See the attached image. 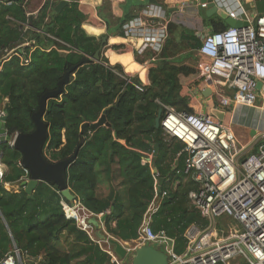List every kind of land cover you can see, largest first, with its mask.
<instances>
[{
  "label": "trees",
  "instance_id": "trees-1",
  "mask_svg": "<svg viewBox=\"0 0 264 264\" xmlns=\"http://www.w3.org/2000/svg\"><path fill=\"white\" fill-rule=\"evenodd\" d=\"M59 1L45 0L30 19L27 0H0V58L29 43L22 47L23 55L29 58L27 64L12 54L2 59L6 58L0 69V108L6 118L1 127L8 135L32 131L31 115L38 108L39 98L56 89L68 73L61 94L47 101L44 120L49 129L42 149L44 158L51 162L77 151L65 179L80 206L69 208L67 213L84 227H88L86 211L102 214L108 235L124 242L135 240L155 195V178H163L160 192L165 195L151 214L150 225L154 232L163 231L172 238L173 251L182 254L187 228L191 224L203 228L208 221L188 198L197 184L184 172V144L166 137L154 122L164 105L177 112H194L189 94L182 91L179 82L180 75H188L193 69L174 60L181 50L198 49L200 39L188 28L168 23L159 52L144 50L143 58L135 52L140 62L154 57L147 70L148 84H143L137 76L124 72L120 64H110L103 52L99 61L92 60L103 35L87 33L82 27L86 16L80 0H68L56 12L54 6ZM108 3L104 0L99 5L98 16L105 21L107 34L124 37L123 24L137 13L112 18L104 11ZM155 3L165 5L163 0H142L139 8ZM203 16L209 31L227 27L217 15ZM101 114L109 125L95 129L86 126L80 131L83 123L91 124ZM154 143L159 145L157 155L144 162ZM19 159L14 147L2 146L1 160L7 168L4 180L18 185V190L0 186V257L15 244L25 261L32 258L25 264H114L107 253L112 252L109 247L104 249L97 236L92 239L74 218L66 217L62 204L72 202L61 196L55 184L39 182L31 196L26 195L19 183L25 174ZM103 184L107 185L105 194L98 191Z\"/></svg>",
  "mask_w": 264,
  "mask_h": 264
},
{
  "label": "built area",
  "instance_id": "built-area-1",
  "mask_svg": "<svg viewBox=\"0 0 264 264\" xmlns=\"http://www.w3.org/2000/svg\"><path fill=\"white\" fill-rule=\"evenodd\" d=\"M212 2L227 16L246 24L206 31L201 35L197 49L201 60L200 72L208 78L222 80L224 86L235 90L234 96L216 90L217 107L229 108L238 102L254 104L259 92L257 81H261L262 85L264 83V14L248 18L239 0ZM153 15L159 14L153 12ZM166 36V26H162L156 40H151V44L145 41L154 52H159L160 41ZM145 47L146 44L141 50ZM11 54L18 56L21 64L29 62L22 48L17 47L0 58V69L6 58L2 59ZM4 116L1 107L0 123ZM160 128L166 137L176 138L184 144V172L190 174L197 184L188 198L208 225L201 228L191 224L184 233L187 240L185 251L176 254L173 251L174 240L163 231L154 232L150 225L151 214L157 210L165 195V192L157 191L158 179L155 178V195L144 214L135 241L162 249L167 255V264H264V130L256 150L240 158L241 149L230 123L218 120L207 112H177L164 105ZM16 135L17 132L8 135L5 130V145L13 147ZM1 157L0 145V186L9 190L11 183L4 180L7 168ZM151 158L149 154L143 161L149 162ZM18 165L22 167L20 159ZM24 171L20 184L29 178L27 170ZM69 208L63 204L66 217L74 218L78 227L95 240L97 229L90 234L88 220V227L79 225L76 218L67 213ZM223 217L231 221L219 230L217 220ZM109 254L112 262L123 264L115 252ZM29 260L25 261L13 244L11 250L0 257V264H25Z\"/></svg>",
  "mask_w": 264,
  "mask_h": 264
},
{
  "label": "crops",
  "instance_id": "crops-1",
  "mask_svg": "<svg viewBox=\"0 0 264 264\" xmlns=\"http://www.w3.org/2000/svg\"><path fill=\"white\" fill-rule=\"evenodd\" d=\"M110 1V13L112 15V18H120L124 14L136 13V10H138L139 12H137L138 14L136 17H133L123 24L122 30L125 35L124 37L111 34L109 35L106 33V23L101 17L98 16L97 13V7H99L100 3L103 2L102 0L79 1L80 9L86 16L85 20L83 21L82 27L87 33L93 34L95 36L107 35V43L104 47L103 54L108 59L109 63L120 64L125 69L127 74L131 76H137L143 84H148L147 70L148 67L153 63L154 57L147 58L143 63H141L140 61L135 60L134 51H137L139 53L143 52L144 50L153 51V49L147 44V42L151 44V40H156L159 37L162 26H166L167 31L168 23H173L178 27H181L183 25L188 26L187 28L193 31L195 34H197V31L200 30L202 22L204 23V21H202L203 18L201 17V12L200 10H198L199 8H202L200 6L199 0H163L166 9H164L162 5L158 4H152L149 6L147 5L146 7L139 8L135 5L136 0ZM239 1L241 2L244 8V13L248 18H253L256 15L264 14V0ZM43 2L44 0H41L36 6L35 10H38ZM153 12L159 15L154 16ZM30 14H32V12H30ZM194 14H199L200 17H197L196 20L195 18H193ZM32 15H34V13ZM111 26L113 28V25ZM204 28L209 31V28H207L205 25ZM202 34L203 33L197 34L199 39ZM166 37H164L160 41L161 47L164 45ZM182 42L184 41L182 40ZM145 44L147 47L141 50V48ZM113 46H119V48H114ZM178 54L179 55L177 56H179V58L174 60V62L176 64L179 63L188 65L193 69L192 73L179 76V82L182 86V91H186L189 94L191 107L194 110L193 113L207 112L210 114V109L213 107L223 110L225 114L223 120L230 123L233 132L238 140L239 148L241 149L240 158L246 156L251 152H254L257 145L259 144L258 142L261 140L260 134L264 130V83L261 89H259V92H257L258 96L254 104L238 102L230 106L229 108L221 109L217 107L218 102L216 90H220L227 96H234L235 90L232 88H223V90L217 88L214 86L210 78L201 74L199 69V63L201 60L197 52V48H190L185 51L181 50V52ZM207 88L211 89V94H209L208 96H204L203 91ZM214 95H216L215 100L213 99ZM102 187H105V190L107 191V185L103 184L98 190L99 193H102ZM105 193L106 192H103L102 194ZM63 204L71 208L80 206V203H78L77 201H74L71 204L63 202ZM82 209H84V207H82ZM86 212L89 213V216L87 218L88 223L91 225L92 223H90L89 220L95 219L97 222H99V231L103 238H110L111 236L104 231L102 214H92L89 211ZM90 228L91 227H89L88 230ZM120 242L123 243L125 247L131 248L132 251L140 246L150 245L146 243L136 242L135 240L125 242L121 240ZM129 242L134 243L132 247L129 246ZM131 249L127 250L131 251Z\"/></svg>",
  "mask_w": 264,
  "mask_h": 264
},
{
  "label": "water",
  "instance_id": "water-1",
  "mask_svg": "<svg viewBox=\"0 0 264 264\" xmlns=\"http://www.w3.org/2000/svg\"><path fill=\"white\" fill-rule=\"evenodd\" d=\"M12 1V0H6ZM68 3V0H60L55 6L54 11L59 12L64 5ZM199 3L204 7V14L207 17L217 15L222 18L227 24V26L240 27L245 25L246 22L241 20H235L221 10L215 7L212 0H199ZM30 19H32V14H30ZM107 43V35H103L99 41V45L95 50L92 60L99 61L101 53L103 52L104 45ZM85 62L82 60L81 63ZM69 74L66 73L65 76L58 82L56 89L45 92L39 98L38 108L31 115V120L34 125V129L30 132H20L17 133L16 138L14 140L13 147L20 153V162L22 167L27 170L29 174V178L27 181H22L21 186L23 187L24 192L27 196H31L33 189L39 182H49L55 184L63 198L70 202L76 201V196L71 193L69 187L67 186V182L65 179V173L68 169L69 164L74 160L77 155V151H75L68 158L58 160L55 162L48 161L43 156V144L46 140L48 134V123L44 120V114L46 110L47 101L51 98H55L60 95L64 85L68 82ZM262 86L261 81H257V89H260ZM211 94V89L207 88L203 91L204 96H208ZM163 110L160 108L157 112V116L155 118L154 127L160 128V120L162 118ZM210 114L218 119H224V111L218 108H211ZM5 116L1 119L2 122L5 121ZM109 125V123L105 119V115L101 114L100 117L93 123H83L81 125L80 131L83 132L86 126H90L95 129L101 125ZM5 129L0 127V145H5ZM159 145L157 143L153 144V151L151 153V157H155L158 153ZM153 173H156V169H153ZM163 182V178H159L157 181L156 189L160 191L161 184ZM92 220V221H91ZM89 220L90 223L97 229V236L101 240L103 236L100 234V225L95 219ZM108 243L113 245L114 252L124 261L130 258L131 264H165L167 260V255L153 247L152 245H143L134 250L133 253L128 251L122 243L114 238H108L106 240Z\"/></svg>",
  "mask_w": 264,
  "mask_h": 264
},
{
  "label": "rangeland",
  "instance_id": "rangeland-1",
  "mask_svg": "<svg viewBox=\"0 0 264 264\" xmlns=\"http://www.w3.org/2000/svg\"><path fill=\"white\" fill-rule=\"evenodd\" d=\"M41 0H27V3H26V8L28 9V11L29 12H32V14L34 13V15L36 14L35 12L37 11V10H35V8H36V6L38 5V3L40 2ZM45 1V0H44ZM102 1H104V0H102ZM109 1V3H108V8L107 9H105L104 11L105 12H111V1L110 0H108ZM141 1L142 0H136V6H138L139 7V4L141 3ZM44 3V2H43ZM42 3V4H43ZM41 4V5H42ZM100 4H102V2L100 3ZM149 5H152V4H149ZM148 5V6H149ZM154 5H156V3L154 4ZM41 7V6H40ZM164 9H166V7L165 6H162ZM98 8V7H97ZM203 8V9H202ZM201 9L199 8L198 10H200V12H201V17L202 18H204V16H203V14H204V7H202ZM39 9V8H38ZM97 11H98V9H97ZM136 13L138 12V10H136L135 11ZM139 13V12H138ZM137 13V14H138ZM99 17H101V16H99ZM197 17L199 18L200 17V15L198 14H194L193 15V18H195L196 20H197ZM103 19V18H102ZM203 21V20H202ZM181 27H185V28H187L188 26H185V25H183V26H181ZM207 30H206V28H204V23L202 22V25H201V28H200V30H198L197 31V34H199V33H204V32H206ZM45 35L47 36V37H50V38H54L51 34H48V33H45ZM25 44H28V43H25ZM24 46V43L23 44H21V45H18L17 47H19V48H22ZM11 51V50H10ZM123 51V50H122ZM135 52H137V51H134V58H135V60L136 61H138L137 60V56L135 55ZM7 53V52H6ZM139 55V58H143L142 56H143V52H137ZM4 55V54H3ZM3 55H1V56H3ZM141 63H143V62H141ZM123 70H124V72H126L125 71V69L123 68ZM127 73V72H126ZM211 80H212V82H213V84H214V86L215 87H217V88H220V89H222L223 90V88H227V85L226 86H224L223 85V81L222 80H220V79H216V78H210ZM215 98H216V95H214V97H213V99L215 100ZM0 126H1V123H0ZM12 185V186H11ZM10 185V187H9V190H12V191H17L18 190V186L16 185V184H11ZM101 191H102V193L103 192H106V190H105V187H102L101 188ZM227 221H231V219L230 218H228V217H223V219H218L217 220V222H218V225H217V228L220 230V229H222V228H225L226 227V222ZM77 224V223H76ZM78 226V225H77ZM93 230V227L91 226V228L89 229V231H90V234L93 232L92 231ZM100 239V238H99ZM103 239V240H102ZM101 239V241L99 240V244L104 248V249H106L107 247H109V246H111V247H113V245H110L106 240L107 239H104V238H102ZM119 240V239H118ZM119 241H121V240H119ZM133 244L134 243H130L129 242V246H133ZM128 249H130V248H128ZM162 250V249H161ZM114 250H113V248H112V252H113ZM130 251V250H129ZM131 251H132V249H131ZM130 251V252H131ZM107 252V251H106ZM134 251H132L131 253H133ZM108 254H109V252H107ZM109 255H111V254H109ZM30 259H32V258H30ZM114 264H116L115 262H113ZM32 264H35L34 263V261H33V263ZM123 264H131V261H130V258L128 259V260H124L123 261Z\"/></svg>",
  "mask_w": 264,
  "mask_h": 264
},
{
  "label": "bare ground",
  "instance_id": "bare-ground-1",
  "mask_svg": "<svg viewBox=\"0 0 264 264\" xmlns=\"http://www.w3.org/2000/svg\"><path fill=\"white\" fill-rule=\"evenodd\" d=\"M122 245L125 247V245L123 243H122ZM109 248L112 250V247L111 246H109ZM125 248L128 249V247H125ZM167 263H168V261L166 260L165 264H167Z\"/></svg>",
  "mask_w": 264,
  "mask_h": 264
},
{
  "label": "clouds",
  "instance_id": "clouds-1",
  "mask_svg": "<svg viewBox=\"0 0 264 264\" xmlns=\"http://www.w3.org/2000/svg\"><path fill=\"white\" fill-rule=\"evenodd\" d=\"M70 218V217H69ZM76 222V221H75ZM92 225V224H91Z\"/></svg>",
  "mask_w": 264,
  "mask_h": 264
}]
</instances>
